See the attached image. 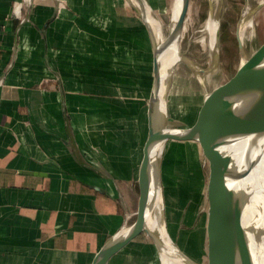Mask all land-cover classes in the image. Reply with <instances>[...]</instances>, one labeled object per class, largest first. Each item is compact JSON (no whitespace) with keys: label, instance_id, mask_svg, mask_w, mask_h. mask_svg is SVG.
Masks as SVG:
<instances>
[{"label":"crops","instance_id":"0c3cea01","mask_svg":"<svg viewBox=\"0 0 264 264\" xmlns=\"http://www.w3.org/2000/svg\"><path fill=\"white\" fill-rule=\"evenodd\" d=\"M128 7L0 0V264H91L135 219L148 119L133 116L139 16ZM137 247L155 250L142 264H161L146 234L109 264Z\"/></svg>","mask_w":264,"mask_h":264},{"label":"water","instance_id":"95a60500","mask_svg":"<svg viewBox=\"0 0 264 264\" xmlns=\"http://www.w3.org/2000/svg\"><path fill=\"white\" fill-rule=\"evenodd\" d=\"M127 1L145 24L153 50V79L147 101L148 133L138 173V208L134 221L111 236L91 264H109L143 234L152 239L163 264V254L167 252L162 233L176 246L180 264H264V77L256 85L251 83L253 68L264 57V40L247 50L244 31L249 0H245L236 33L238 67L225 82L208 88L206 77L217 69L221 60L219 21L214 68L199 69L203 98L191 122L170 116L168 93L163 94L161 84L166 67L162 60L164 49L169 45L176 53L182 50L191 0H180L177 30L167 46L158 40L148 21L144 7L147 0H139V6ZM176 3L174 0L173 6ZM209 3L210 17H215L214 0ZM262 6L264 1L249 11L250 19ZM57 78L61 83L58 74ZM174 142L194 143L202 157V178L185 252L169 233L162 183L163 152ZM156 217L161 234L150 226ZM203 233V245H199Z\"/></svg>","mask_w":264,"mask_h":264},{"label":"rangeland","instance_id":"374dc122","mask_svg":"<svg viewBox=\"0 0 264 264\" xmlns=\"http://www.w3.org/2000/svg\"><path fill=\"white\" fill-rule=\"evenodd\" d=\"M261 1L264 0H249L250 11L254 10ZM147 2L167 31L168 24L173 16L174 0H147ZM123 3L126 6L129 5L127 0H123ZM244 5L245 0H214L215 15L220 21L221 60L217 69H214L206 77L210 90L229 79L238 67L240 55L236 33L242 18ZM128 8H131V6ZM209 17V0H191L186 22L187 28L181 46L182 53L185 52L200 68L208 70L215 61L212 48L214 40L205 31ZM251 19L252 26L248 27L245 35L248 51H251L264 40V6L258 9ZM138 20L139 29L135 37L138 39L136 48L140 60V76L132 79L133 81L137 79L138 82L139 97L137 102L139 109L135 108L134 97H132L133 107L130 105V92L129 95L124 93L123 102L127 101V104L124 103L123 106L127 109L124 113L127 116L131 114V107L133 116H135L134 112L137 111L139 124L142 128L146 124L147 101L153 79V61L149 33L140 17ZM173 73L169 91H167L168 112L170 116L179 121L191 122L203 98V88L199 81L200 73L195 72L189 63L185 61L178 62ZM202 169L201 152L194 143L174 142L168 144L165 148L162 157V183L168 229L172 238L184 252L189 245L190 226L198 197L197 192L200 189ZM204 237V233L203 238L202 236L199 237V245L202 244ZM140 242L147 245L152 243L146 237H142ZM132 254L129 264H142L145 261L150 263L155 259L153 248L137 247L134 248Z\"/></svg>","mask_w":264,"mask_h":264},{"label":"bare ground","instance_id":"6f19581e","mask_svg":"<svg viewBox=\"0 0 264 264\" xmlns=\"http://www.w3.org/2000/svg\"><path fill=\"white\" fill-rule=\"evenodd\" d=\"M130 1L136 6L140 5L139 0H130ZM180 2H181L180 0H177L176 5L174 6L173 16H172L171 21L168 24L167 31L162 21L158 19L156 13L149 7L148 2L147 3L144 2V7H145L148 21L150 25L152 26L158 40L162 42L163 45L165 44V46L169 44L170 40L172 39V37L174 36L177 30L178 16H179L180 6H181ZM249 11H250V8L248 9V12L246 13L247 20H248L246 24V30L248 29V27L252 26V23H253L252 19H250ZM186 28H187V25H186ZM218 30H219L218 18L216 16L210 17L207 20L205 31L209 33L212 37V40H214V44L212 45L214 54L218 47ZM245 35H246V31H244V37ZM168 47L169 45L165 47L164 49L165 54L162 57L163 65L166 66L162 72V77H161L163 94L164 92L169 91V85H170V80H171L170 77L174 71L176 64H178V62L180 61L188 62L191 68L195 72H199V69H200V67L195 62H193L189 57L185 56V54L182 53L181 50H179V53H176V49H174V47L172 46L169 48ZM213 68L214 66L212 65L209 68V70H213ZM263 77H264V57L254 66L253 71L251 73V83L253 85H256L258 81L261 80ZM150 226L152 229L158 230L160 234L162 233V231L160 230L159 217L153 218ZM160 236L162 238L163 244L165 246V250L167 252L163 254V264H180L181 262L177 258V255H176L177 254L176 246L172 244L170 238H168L165 235V233H162Z\"/></svg>","mask_w":264,"mask_h":264},{"label":"built area","instance_id":"2783aa9c","mask_svg":"<svg viewBox=\"0 0 264 264\" xmlns=\"http://www.w3.org/2000/svg\"><path fill=\"white\" fill-rule=\"evenodd\" d=\"M0 87H1V83H0Z\"/></svg>","mask_w":264,"mask_h":264}]
</instances>
